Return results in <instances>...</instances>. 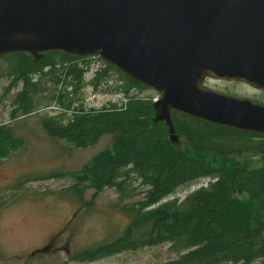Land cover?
<instances>
[{"label":"trees","instance_id":"obj_1","mask_svg":"<svg viewBox=\"0 0 264 264\" xmlns=\"http://www.w3.org/2000/svg\"><path fill=\"white\" fill-rule=\"evenodd\" d=\"M3 59L10 60L12 83L22 85L12 115L17 110L32 112V95L46 90V83L57 87L67 79L73 92L81 88L85 69L78 57L50 52L38 61L28 53ZM104 64L106 68L96 79L113 69L130 86L146 88ZM151 105L135 98L121 107L111 104L91 112L77 110L66 122L56 117L41 121L48 135L79 148L95 144L104 134L112 136L111 146L85 164L77 180H87L95 194L113 188L129 222L119 238L76 259L91 261L165 243L178 255L165 264H252L264 258V168L227 166L232 145L219 138L221 127L179 113H172V118L181 144L172 145L165 124L153 123ZM12 140L0 128V154L6 153L1 145L10 146ZM13 143L14 147L20 141ZM205 178L209 185L182 201L162 202L178 188ZM72 190L78 192L76 186ZM237 190L249 198L239 200L234 195ZM138 195L142 200L123 204L124 199Z\"/></svg>","mask_w":264,"mask_h":264},{"label":"water","instance_id":"obj_2","mask_svg":"<svg viewBox=\"0 0 264 264\" xmlns=\"http://www.w3.org/2000/svg\"><path fill=\"white\" fill-rule=\"evenodd\" d=\"M50 52L97 55L155 90L173 144L172 112L264 132V108L204 85L264 88V0H0V57Z\"/></svg>","mask_w":264,"mask_h":264},{"label":"rangeland","instance_id":"obj_3","mask_svg":"<svg viewBox=\"0 0 264 264\" xmlns=\"http://www.w3.org/2000/svg\"><path fill=\"white\" fill-rule=\"evenodd\" d=\"M9 65L10 60L0 58V128L13 138L10 146L1 145L6 153L0 154V264H165L177 258L165 243L77 260L85 251L119 238L129 222L113 188L95 194L87 180H77L82 167L111 146L112 136L104 134L95 144L79 148L41 127L44 118L66 122L77 110L121 107L129 99H147L153 91L130 86L113 69L96 79L95 69L104 64L90 58L79 62L89 70L78 92H73L67 79L57 87L46 83V90L32 95V112L17 110L12 115L22 85L12 83ZM16 140L20 143L13 147ZM206 182L186 184L162 202H180ZM236 197L249 198L245 193ZM142 198H126L123 204ZM252 264H264V258Z\"/></svg>","mask_w":264,"mask_h":264},{"label":"flooded vegetation","instance_id":"obj_4","mask_svg":"<svg viewBox=\"0 0 264 264\" xmlns=\"http://www.w3.org/2000/svg\"><path fill=\"white\" fill-rule=\"evenodd\" d=\"M206 87L221 94L245 100L258 108H264V88L253 87L249 84L237 81L214 80L207 78L204 81ZM221 127L219 138L228 141L232 147L228 149V165L241 168H264V132L234 129L226 126ZM181 135L174 143L179 146ZM198 189L207 187L210 180ZM212 181V180H211ZM196 189V190H198ZM194 190V191H196ZM193 191V192H194ZM234 192V194H238Z\"/></svg>","mask_w":264,"mask_h":264},{"label":"built area","instance_id":"obj_5","mask_svg":"<svg viewBox=\"0 0 264 264\" xmlns=\"http://www.w3.org/2000/svg\"><path fill=\"white\" fill-rule=\"evenodd\" d=\"M151 98L153 101H155L157 99V95L153 94Z\"/></svg>","mask_w":264,"mask_h":264},{"label":"bare ground","instance_id":"obj_6","mask_svg":"<svg viewBox=\"0 0 264 264\" xmlns=\"http://www.w3.org/2000/svg\"><path fill=\"white\" fill-rule=\"evenodd\" d=\"M206 179V178H205Z\"/></svg>","mask_w":264,"mask_h":264}]
</instances>
